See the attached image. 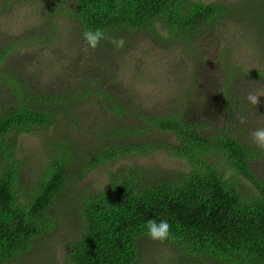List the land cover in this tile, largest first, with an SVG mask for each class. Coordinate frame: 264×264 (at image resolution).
I'll list each match as a JSON object with an SVG mask.
<instances>
[{
  "label": "trees",
  "instance_id": "1",
  "mask_svg": "<svg viewBox=\"0 0 264 264\" xmlns=\"http://www.w3.org/2000/svg\"><path fill=\"white\" fill-rule=\"evenodd\" d=\"M56 5V10L52 13L51 9L49 15L68 13L74 25L72 32L77 37L82 38V33L88 29H102L107 39L102 40L97 49L114 54L118 51L115 46L104 49L105 43L112 39L146 32L162 43L177 40L189 44L193 37L212 30L220 22L226 23L230 16L225 1L69 0L67 3L57 0ZM246 5L248 7L241 9L243 21L251 19L257 27L264 26V0H253ZM54 28L55 20L50 17V31L44 30L45 36H42V41L48 45L57 40ZM159 29L164 31L163 36ZM38 39V36L22 39V42L20 39L15 46L13 42L9 47L4 46L0 64L10 51ZM50 50L55 52L56 47ZM91 56L96 62V56ZM231 67L228 64V76L221 83L222 97H230L229 88L234 83L241 91L244 81L258 78L264 81V69ZM19 71L20 68L14 76L20 74ZM4 78L9 83L4 76L1 83ZM32 78L29 75V79ZM108 88L95 77V83L81 88L82 92L70 84L68 94L54 98L46 93L51 99L62 102L61 109L55 113L47 112L49 102L45 98L40 101L34 89H28L27 85L25 89L22 84L16 89L17 109L0 117V264L17 261L33 250L37 238L52 232L50 210L59 194L75 179L69 173L72 157L63 147L49 144L35 183L24 187L20 183V166L14 157L17 138L37 129L51 128L61 115L77 112L82 105L77 101L79 96L84 102L86 98L89 101L92 97H101L122 116L126 110L113 101ZM23 97L26 101L22 103ZM233 100L230 106L223 101L224 107L233 111L232 106L238 101L243 107L249 104L240 98ZM129 112L140 125L114 126L111 135L142 138L148 131L149 134L159 131L172 134L175 142L144 140L137 144L102 146L98 154L90 156L77 178L101 163L128 154L144 156L159 150L184 163L185 168L153 176V170L146 171L139 166L123 176L112 173L108 189L93 192L81 205L79 232L66 244L65 264H135L139 257V240L147 238L145 224L150 219L167 220L171 235L164 243L195 264H203V259L224 264H264V182L254 177L249 168L255 159L252 152L255 145L238 140L230 125L214 128L206 135L197 130L202 125L184 118L182 109L160 114L137 108ZM233 118L228 116L230 123ZM87 130L94 132L95 128L91 126ZM220 161L224 168L218 166ZM238 177L250 184V190L240 189Z\"/></svg>",
  "mask_w": 264,
  "mask_h": 264
},
{
  "label": "rangeland",
  "instance_id": "2",
  "mask_svg": "<svg viewBox=\"0 0 264 264\" xmlns=\"http://www.w3.org/2000/svg\"><path fill=\"white\" fill-rule=\"evenodd\" d=\"M201 1H225L230 10L226 23L220 22L212 30L196 35L189 44L177 40L162 43L146 32H137L136 35L125 36L124 47L114 54L99 49L86 52L83 39L72 32L74 25L68 13L49 15L51 9L53 13L58 7L55 6L57 0H0V52L11 42L15 46L20 39L22 42V39L39 37L38 42L34 40L30 45L22 44L21 48L10 51L0 64V117L17 109L19 94L16 89L20 84L25 89L26 85L28 89H34L40 101L45 98L49 102L47 112L55 113L61 109L62 102L51 99L46 93H51L54 98L68 94L70 84L84 89L95 83V77L110 87L107 90L113 95V101L126 110L118 116L120 111H116L109 101L104 103L101 97H92L84 102L79 96L77 101L82 105L77 112L61 115L51 128L37 129L17 138L14 157L19 163L20 183L24 187L35 183L39 166L46 160L49 144L63 147L72 157L69 173L75 179L59 194L50 210L52 232L37 238L33 250L12 264H65L66 244L79 232L81 205L93 192L108 189L112 173L123 176L139 166L146 171L153 170V176L158 172H177L185 168L184 163L159 150L144 156L128 154L101 163L77 178L90 156L98 154L102 146L137 144L144 140L163 144L175 142L172 134L159 131L150 134L148 131L142 138L111 135L114 126L140 125L129 110L145 109L160 114L182 109L184 118L202 125L197 130L206 135L211 134L214 128L230 125L238 140L253 144L249 133L264 127V81L261 78L244 81L241 91L234 83L229 88L230 97H222L220 92L221 83L228 76V64L232 69H264V26L257 27L251 19L243 21L241 9L253 0ZM50 17L55 20L57 36L52 45L42 41L44 30L50 31ZM158 31L163 36L164 31ZM53 47H56L55 52L50 50ZM113 47L112 43L104 45L106 50ZM91 55L96 56V62ZM19 68L20 74L14 76ZM29 75L33 78L29 79ZM2 76L8 78L9 83L5 78L1 83ZM20 79L21 82L18 81ZM59 81L61 87L57 85ZM249 92L262 95L256 107L251 104L243 107L239 101L232 106L233 111L224 107L227 102L230 106L236 98L247 101ZM25 101L23 97L22 103ZM228 116L234 117L232 123ZM241 116L246 117V123L239 122ZM91 126H94V132L87 130ZM252 152L255 159L250 163V172L264 182V151L254 146ZM218 166L224 168L223 161ZM237 180L243 192L250 190L247 181L240 177ZM139 243V257L135 264H195L165 243L148 238L140 239ZM202 263L223 264L213 259H203Z\"/></svg>",
  "mask_w": 264,
  "mask_h": 264
},
{
  "label": "clouds",
  "instance_id": "3",
  "mask_svg": "<svg viewBox=\"0 0 264 264\" xmlns=\"http://www.w3.org/2000/svg\"><path fill=\"white\" fill-rule=\"evenodd\" d=\"M82 39L84 41V50L88 52L97 49V47L100 45V42L104 39H107V37L105 36V33L102 29H88L82 33ZM110 43H112L117 49H120L124 47L125 40L121 37L119 39H112ZM260 96L262 95L258 93L249 92L246 96V100L249 104L256 107L259 104L258 98ZM239 122L241 124L246 123V117L241 116L239 118ZM249 136L251 137L252 143L258 149L264 151V127L252 130L249 133ZM170 228L171 225L168 223L167 220H160L159 222H157L155 219H150L145 224V235L149 240L163 244L170 238Z\"/></svg>",
  "mask_w": 264,
  "mask_h": 264
}]
</instances>
